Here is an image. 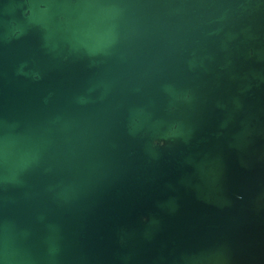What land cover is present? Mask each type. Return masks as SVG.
I'll return each mask as SVG.
<instances>
[{"label": "water", "instance_id": "water-1", "mask_svg": "<svg viewBox=\"0 0 264 264\" xmlns=\"http://www.w3.org/2000/svg\"><path fill=\"white\" fill-rule=\"evenodd\" d=\"M0 264H264V0H0Z\"/></svg>", "mask_w": 264, "mask_h": 264}]
</instances>
